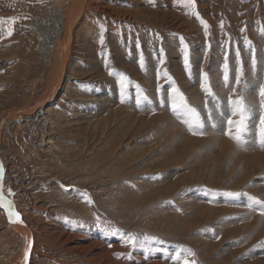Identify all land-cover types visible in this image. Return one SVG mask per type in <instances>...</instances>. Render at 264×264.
<instances>
[{"label": "rangeland", "instance_id": "obj_1", "mask_svg": "<svg viewBox=\"0 0 264 264\" xmlns=\"http://www.w3.org/2000/svg\"><path fill=\"white\" fill-rule=\"evenodd\" d=\"M194 2L84 0L48 94L58 54L34 21L59 0H0V151L20 176L3 190L32 231L28 264H176V246L195 264H264V207H249L264 201V0ZM173 88L195 114L172 110ZM33 105L38 127L16 111ZM8 221L0 207V264H19Z\"/></svg>", "mask_w": 264, "mask_h": 264}, {"label": "bare ground", "instance_id": "obj_2", "mask_svg": "<svg viewBox=\"0 0 264 264\" xmlns=\"http://www.w3.org/2000/svg\"><path fill=\"white\" fill-rule=\"evenodd\" d=\"M83 1L84 0H68L67 3H63L62 0H59L58 4H55V5L51 6L50 8H48L47 12L45 13L46 15H44L43 19L37 18L34 21L35 27L39 30V35L41 38L40 46H41L42 53L45 55V57H48V56H50L51 52L56 49V52L58 54L57 56H55V60H54L55 67H56V70H58V72H56V71L54 72V74L52 75V81H50L51 84L49 87H47V89L43 90L44 93L50 94L51 91L53 90V88L58 86V84L61 82V79H62L61 73H62V71H64L66 59H67L68 53L71 49L70 48V42H71L70 34L72 31L71 29H72L73 24L76 20V17L79 15L80 9L83 7V4H84ZM82 9H81V11H82ZM16 111H17L18 115H22L25 118H27L26 120L30 121L32 123V125L35 127H38L37 123H40L39 121L42 120L40 117L41 116L40 112L42 111V109L39 108L37 111V106H35V105H33L32 107H29L23 111L22 110H16ZM5 112L0 114V139H1V134H2L3 124L12 122V118L3 117ZM25 123H26V121H25ZM40 129H42V128H40ZM44 140L45 139L42 138L38 141L43 143ZM5 157H7V153L2 149V152L0 155V164L3 165V169H4L3 178H2V181H0V184H2V188L4 187V183L13 185L12 180H16L15 179L16 177H14L15 171L13 169H10V171L8 173L5 172V170H6V165L4 163ZM15 176H17L20 179V176L18 175V173H16ZM3 194L5 197V200H11L12 201V203L14 205V212L19 213L18 209L16 208V206L14 204V201H13L14 199L12 198L13 199L12 200L11 198H9L8 197L9 194L7 196L4 192V190H3ZM16 195H14V196H16ZM2 209L4 210L5 216L10 221V222L8 221L9 224H11L15 228L16 232H18L23 237L22 238L23 239L22 245L24 246V248L22 251L23 252V254L21 256L22 258L20 257L21 260H20L19 264H28L30 261V258L32 257L31 250L33 248L32 244H33V238H34V237L32 238V231L29 228V226L22 220V214L23 213L22 214L19 213V218H17L15 215H12L11 219H10L9 212L4 207H2ZM66 235H67V233H66ZM68 236L69 235H67V237ZM26 252L28 253L27 259H25V253ZM49 255H52V254H49ZM49 261H51V260H49ZM55 264H58V263L55 262Z\"/></svg>", "mask_w": 264, "mask_h": 264}, {"label": "snow or ice", "instance_id": "obj_3", "mask_svg": "<svg viewBox=\"0 0 264 264\" xmlns=\"http://www.w3.org/2000/svg\"><path fill=\"white\" fill-rule=\"evenodd\" d=\"M182 2L185 4V6L192 7L193 9L195 7L194 0H182ZM194 14H196L198 16V13H194ZM16 19L17 18H15V17L10 18V20L8 22L14 24ZM201 22L205 24V27H207V23L205 21L202 20ZM0 23H2V21H0ZM12 31H13L12 28H8L7 29V35L11 36ZM261 31H264V29H261ZM237 55H239V53H237ZM186 63H187V61H186ZM224 69H225L224 79H225V82H227L228 81V65H227V63H225ZM118 75L120 76V83L123 86L125 81L128 78L124 73H118ZM169 79H171V78L169 77ZM206 80H207V77L205 76V81ZM237 80H239V76H237ZM204 90L206 92H209V94H211L213 96L215 95L214 93H211L210 86L207 85V83H205V85H204ZM172 91L174 93V96L172 99L171 108L174 112L186 109L193 114L196 113L195 109L189 108V106L186 104L185 97L183 96L182 93L179 92L178 89L173 88ZM260 95L262 98H264V87H261ZM230 103L233 104V106L237 109V111H239L241 113V122H242L243 119H245L244 113H246V111H247L245 106L242 104V101H240V100L230 101ZM228 123H229V125H232L234 122L229 120ZM237 123H240V122H237ZM195 124L197 127L200 126V122L198 119L195 121ZM261 125H262V127H261L262 143H264V117L261 118ZM190 129H191V125H190ZM227 134L231 135L230 132ZM233 138L236 139L238 142L241 140V129L239 127L237 128V134L235 136H233ZM3 172H4L3 165L0 164V181H2ZM8 193H9V195L12 194L11 189L8 190ZM229 195H238V194L229 193ZM249 199H250L249 207H252L253 203L261 204L262 207H264V201H259L255 197H250ZM0 207H4L9 212L10 219H11L12 215H15L17 218H19V213L14 212V205H13L12 201L11 200H5V197L3 194L2 184H0ZM109 234L121 236L123 242L130 245L132 248L143 247L145 245V243H147L149 241H156L158 243H163V241H160L158 237H154V236L150 237L147 234H144L143 238L141 239L137 234L124 233L120 229H112ZM183 254L194 255V253H192L190 249H185L183 246H176L175 255L171 256L170 258L173 259L174 261H176V264H195V261H188L187 259H184ZM27 255H28V253L26 252L25 253V259H27Z\"/></svg>", "mask_w": 264, "mask_h": 264}]
</instances>
